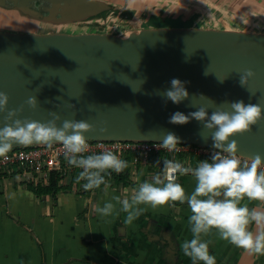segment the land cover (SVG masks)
Returning <instances> with one entry per match:
<instances>
[{"label":"water","instance_id":"water-1","mask_svg":"<svg viewBox=\"0 0 264 264\" xmlns=\"http://www.w3.org/2000/svg\"><path fill=\"white\" fill-rule=\"evenodd\" d=\"M0 8L60 22H83L116 9L98 0H0ZM113 31L74 37L0 30V91L9 97L8 109L23 105L18 118L39 122L51 120L49 113L55 112L61 117L58 126L64 120H84L94 128L85 133L87 142L161 143L172 132L179 145L213 148L211 133L201 122L175 125L169 123L171 115L208 105L201 94L215 102L209 114L216 106L230 110L221 104L225 101L264 107V34ZM245 69L255 76L242 87L239 74ZM173 78L186 82L189 93L180 104L160 95ZM30 96L38 100L35 110L25 103ZM6 115L0 113V127ZM102 127L107 133L100 132ZM231 139L238 141V156L264 157V119ZM41 145H14L11 150Z\"/></svg>","mask_w":264,"mask_h":264},{"label":"crops","instance_id":"crops-1","mask_svg":"<svg viewBox=\"0 0 264 264\" xmlns=\"http://www.w3.org/2000/svg\"><path fill=\"white\" fill-rule=\"evenodd\" d=\"M98 1L116 9L83 22L42 20L0 8V30L93 37L108 35L114 29L113 32L119 35L120 29L156 27L152 23L154 19L169 18L189 23L192 20L187 18L190 14L204 17L210 11L217 13L218 8H227L233 18L252 23L240 24L241 29H230L227 33L264 34V0ZM229 23L233 24L232 21ZM246 25L255 28L247 29ZM125 158L130 169L127 184L109 180L99 189L86 191L84 183L72 184L70 172L56 197L33 193L21 176L24 173H16L13 168L1 171L0 264H192L180 247L192 238L188 223L191 212L186 202H169L155 209L141 205L145 211L131 224L124 222L126 213L119 211L118 204L116 213L109 217L98 214L96 208L103 207L106 202L115 203L114 196L130 198L140 183L151 182L155 174L162 172L164 159L178 161L185 167L197 165L200 159L190 150L155 151L147 161L138 163L134 162L133 154H126L123 160ZM43 181L40 178V182ZM176 182L184 187L186 195H190L196 186L191 173L178 175ZM68 186L70 188H66ZM241 204L264 210V203L259 201L245 198ZM251 230L255 231L254 224ZM202 239L210 242L209 253L215 256L216 264H264V255L247 254L220 239L215 229Z\"/></svg>","mask_w":264,"mask_h":264},{"label":"clouds","instance_id":"clouds-1","mask_svg":"<svg viewBox=\"0 0 264 264\" xmlns=\"http://www.w3.org/2000/svg\"><path fill=\"white\" fill-rule=\"evenodd\" d=\"M254 76L251 69H245L239 74L240 85L244 87ZM185 83L173 78L170 87L160 95L165 102L170 100L180 104L189 98ZM199 96L210 103L187 115L177 111L171 115L169 123L184 125L191 119L201 122L203 128L211 133L213 148L217 150L213 152L211 162L201 160L192 168L178 161L164 159L162 172L155 174L151 182L140 183L130 198L114 196L112 199L115 203L106 202L103 207L98 206L96 212L103 217L112 216L118 204L119 211L126 213L124 222L131 224L145 211L141 205L155 209L169 202H186L191 212L188 223L192 238L185 240L180 247L192 264H216L215 256L209 253L210 242L202 239L213 229L217 230L220 239L243 249L247 254L264 255V210L256 207L250 209L247 204H241L245 198L264 203V170H261L264 157L256 154L242 162L237 155L238 141L230 140V137L237 134L250 132L252 126L264 119V107L261 103L245 104L243 100L225 101L221 104L227 105L230 110L216 106L209 114V108L215 102L202 94ZM8 102V95L0 91V113H7L3 118L4 126L0 127V157H5L14 145L43 144L51 148L53 143H59L64 149L67 163L82 169L76 179L77 182L85 181L83 188L86 191L105 184L104 173L108 170L120 173L128 167L127 161L112 151L84 155L89 150L85 133L94 131L90 123L84 120H64L58 126L57 121L61 117L55 112L49 113L52 119L47 122L20 119L18 116L24 110L23 105L9 110ZM25 103L33 110L38 107L35 96H30ZM107 131L106 127L100 129L101 133ZM178 145L179 138L172 132H166L159 147L174 152L178 150ZM189 173L194 176L196 186L190 195H186L184 187L176 182V177ZM253 224L255 231L251 230Z\"/></svg>","mask_w":264,"mask_h":264},{"label":"built area","instance_id":"built-area-1","mask_svg":"<svg viewBox=\"0 0 264 264\" xmlns=\"http://www.w3.org/2000/svg\"><path fill=\"white\" fill-rule=\"evenodd\" d=\"M87 143L89 145V150L84 153V155L99 154L103 151H112L123 160L126 154H133V160L135 163H138L139 161H147L151 154L155 151L165 150L159 147L160 142L98 141ZM177 148V151L190 150L198 159H200V161L209 160V162H211L210 158L213 152L217 151L213 148H202L192 145H178ZM238 157L242 162L247 159L241 156ZM64 161L67 164L64 172L65 174H68L70 173L69 167L71 165H69L65 160L64 149L59 143L53 144L51 148L46 145L19 148L9 151L5 157H0V172L12 169L14 166H24L30 172L35 173L37 176L44 179L43 182L47 183L49 172L62 170L64 168ZM196 166L197 165L190 167L195 168ZM73 168V170L76 169L75 167ZM79 170L82 171V169ZM261 170H264V165H262Z\"/></svg>","mask_w":264,"mask_h":264},{"label":"rangeland","instance_id":"rangeland-1","mask_svg":"<svg viewBox=\"0 0 264 264\" xmlns=\"http://www.w3.org/2000/svg\"><path fill=\"white\" fill-rule=\"evenodd\" d=\"M218 9H219V11L217 13H215V11H213V12L210 11L204 17L201 15L194 16L195 14H190V17H187L188 19H192L191 21L189 20L190 21L189 23L183 22L182 20L170 21V20L166 19L167 22H161L158 19H154L152 21V23L156 27L153 26L150 29L154 30V29L160 28V31L162 33H184V32H186V29L204 30V31H213V32H218V31L219 32H227V30H230V29H236V30L241 29L242 27H239L240 24L246 23V21L244 23H242L244 21V19L241 22L239 19L233 18L232 13H230V11L227 10V8H226V10H223L221 8H218ZM212 10H214V9H212ZM216 15H220V17L216 16ZM195 21L197 23L194 25ZM228 21L229 22L232 21L233 24L229 23ZM224 22H227V24H225ZM190 24H192L193 26ZM246 24H252V23L250 22V23H246ZM13 25L15 26V24H13ZM224 27H226V28L228 27V29H225ZM246 28L247 29H250V28L253 29V28H255V26L246 25ZM12 32H16V31H12ZM73 169H74L73 166L69 167L70 172H73L74 171ZM21 176L23 179L26 180L27 184L32 183V182L34 184H37L40 182V178H41L40 176H36L35 173H32L30 171L24 173Z\"/></svg>","mask_w":264,"mask_h":264},{"label":"trees","instance_id":"trees-1","mask_svg":"<svg viewBox=\"0 0 264 264\" xmlns=\"http://www.w3.org/2000/svg\"><path fill=\"white\" fill-rule=\"evenodd\" d=\"M170 21H176V20H171L167 19ZM167 20H161V22H167ZM126 160V158L124 159ZM64 168L62 170H56V171H51L48 174V179L47 183L39 182L37 184L29 183L28 187L29 189L35 193L38 196H47L50 195L52 197H56L59 191L62 189V182L64 179L67 177L69 174H65L64 170L66 169L65 167L67 166L66 162L64 161ZM14 172L16 173H25L26 171H29L26 167L24 166H14ZM81 170L76 168L73 172H71V178H72V184L76 182L77 184L80 183H85V181L81 180L77 182V176ZM105 176V184H102L99 188L103 187L108 183L109 180H114L116 183H123L127 184L129 177H130V169L129 165L126 169H124L120 173H116L115 171L108 170L106 173H104ZM66 188H70L69 186ZM96 188V189H99Z\"/></svg>","mask_w":264,"mask_h":264},{"label":"bare ground","instance_id":"bare-ground-1","mask_svg":"<svg viewBox=\"0 0 264 264\" xmlns=\"http://www.w3.org/2000/svg\"><path fill=\"white\" fill-rule=\"evenodd\" d=\"M2 13H3V12H2ZM4 13H5V12H4ZM15 16H16V15H15ZM17 17H18V16H17ZM17 17H16V18H17ZM20 17H21V15H20ZM3 18H5V17H3ZM3 18H2V19H3ZM18 18H19V17H18ZM18 18H17V19H18ZM20 21H21V20H20ZM13 22H14V21H13ZM13 24H14V23H13ZM13 26H14V25H13Z\"/></svg>","mask_w":264,"mask_h":264}]
</instances>
